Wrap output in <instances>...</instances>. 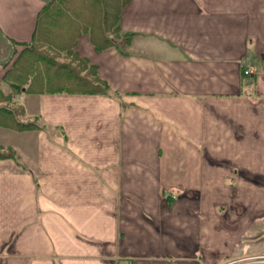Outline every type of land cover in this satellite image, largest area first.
<instances>
[{
    "label": "crops",
    "instance_id": "crops-1",
    "mask_svg": "<svg viewBox=\"0 0 264 264\" xmlns=\"http://www.w3.org/2000/svg\"><path fill=\"white\" fill-rule=\"evenodd\" d=\"M45 3L0 0L16 57ZM118 26L75 46L112 92L12 99L37 128L0 126L26 166L0 159V264H264V0H130Z\"/></svg>",
    "mask_w": 264,
    "mask_h": 264
},
{
    "label": "trees",
    "instance_id": "trees-1",
    "mask_svg": "<svg viewBox=\"0 0 264 264\" xmlns=\"http://www.w3.org/2000/svg\"><path fill=\"white\" fill-rule=\"evenodd\" d=\"M130 0H80L79 6L84 9V15L69 7L68 0H52L46 2L38 14L37 25L31 42L27 43L14 60L11 68L5 73L0 84V126L17 131L37 128L34 122H22L17 116H22L25 110L22 106L11 103L14 95L26 93H94L108 94L109 84L98 75L97 66L90 64L75 50L77 39L81 33H89L93 44L102 50L117 45L110 32H119V16L122 8ZM76 20L71 19V14ZM70 17H69V16ZM64 18V19H63ZM69 23L68 39L63 38L61 21ZM79 20V21H78ZM80 22V24H79ZM53 29L58 30V38L50 36ZM56 35V34H55ZM51 37V38H48ZM130 36H124L123 44L129 42ZM47 49H45L44 45ZM42 45V46H41ZM49 51V52H48ZM48 52V53H47ZM57 57L65 52L69 58L67 64H60ZM7 88V90L5 89ZM0 159H14L19 165L26 167L19 160L16 149L0 144Z\"/></svg>",
    "mask_w": 264,
    "mask_h": 264
},
{
    "label": "rangeland",
    "instance_id": "rangeland-1",
    "mask_svg": "<svg viewBox=\"0 0 264 264\" xmlns=\"http://www.w3.org/2000/svg\"><path fill=\"white\" fill-rule=\"evenodd\" d=\"M69 1V7L70 8H72V9H76V12H78L79 14H80V18L81 17H83V15H84V9L83 8H81V6H79V3H80V0H68ZM71 14V13H70ZM69 16V15H68ZM71 16V17H70ZM69 17L71 18V19H73V20H76V18L71 14ZM64 19V18H63ZM62 19V21L60 22L61 23V26H62V28L61 29H58L59 30V33H63L64 35H63V38L64 39H68V36H69V29H70V26H69V23H67L65 20H63ZM79 21V20H78ZM79 24H80V22H79ZM53 27H54V24H50V29L52 30V32L50 33V36L53 38V39H55V37H57L58 38V34L56 33V32H58V30H56L55 28L53 29ZM56 34V35H55ZM108 36H110L109 38H113L116 42H117V44H119L121 47H125V45L123 44V39H124V36L121 34V33H119V32H117V33H112V32H110L109 34H108ZM51 37H48L47 36V38L46 39H48V38H51ZM48 44H45L44 46V48L45 49H47L46 48V46H47ZM42 46V45H41ZM26 48V46L23 48V50ZM49 52V51H48ZM47 52V53H48ZM65 54V52H62V53H60L59 54V56L57 57L53 52H50V57L52 58V59H55L54 57L56 56L58 59H56V60H58V62L60 63V64H64V63H66L67 64V62H68V60H69V58L67 57V56H65L64 55ZM18 56V55H17ZM16 59V56H15V54H14V56H13V58H12V62H14V60ZM6 90H7V88H5ZM11 103H12V101H11ZM12 106H14V105H11L10 107H12ZM21 117L22 116H17V118H19L20 120H21ZM22 121V120H21ZM22 122H24V121H22ZM3 145V144H2ZM4 146H6V145H4ZM9 145H7L6 147H8ZM16 153H17V155H18V157H19V154H18V151L16 150ZM14 160V159H13ZM19 160L22 162V160H21V158L19 157ZM24 164V162H22V165ZM21 165V164H20ZM257 259L259 258V260H261L262 262H264V250H262L261 252H259V253H257V255H254Z\"/></svg>",
    "mask_w": 264,
    "mask_h": 264
},
{
    "label": "water",
    "instance_id": "water-1",
    "mask_svg": "<svg viewBox=\"0 0 264 264\" xmlns=\"http://www.w3.org/2000/svg\"><path fill=\"white\" fill-rule=\"evenodd\" d=\"M45 2H51L52 0H44ZM0 38L3 40V42L9 47V54L6 58H0V63L4 64L9 62L14 54H15V47L13 43L9 40V38L3 33V31L0 28Z\"/></svg>",
    "mask_w": 264,
    "mask_h": 264
},
{
    "label": "built area",
    "instance_id": "built-area-1",
    "mask_svg": "<svg viewBox=\"0 0 264 264\" xmlns=\"http://www.w3.org/2000/svg\"><path fill=\"white\" fill-rule=\"evenodd\" d=\"M244 72H245V74L250 75V76L251 75L253 76L255 74V71L250 66H245ZM165 196L166 197L171 196L172 198L177 197L175 194H166Z\"/></svg>",
    "mask_w": 264,
    "mask_h": 264
}]
</instances>
